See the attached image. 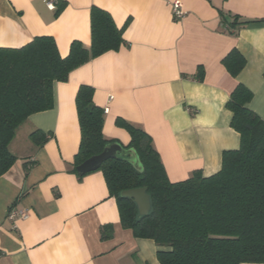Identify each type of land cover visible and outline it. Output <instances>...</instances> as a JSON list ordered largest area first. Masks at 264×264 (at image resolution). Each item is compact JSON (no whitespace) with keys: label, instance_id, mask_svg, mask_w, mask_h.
Listing matches in <instances>:
<instances>
[{"label":"crops","instance_id":"obj_1","mask_svg":"<svg viewBox=\"0 0 264 264\" xmlns=\"http://www.w3.org/2000/svg\"><path fill=\"white\" fill-rule=\"evenodd\" d=\"M56 1L65 4L57 16L49 0H0V48L40 36L52 37L62 58L73 41L89 48L93 6L117 28L126 24L125 45L55 83L53 108L29 116L16 131L8 147L16 161L0 176V264H159L153 241L122 229L102 173H71L80 142L77 90L92 87L93 103L108 110L107 140L129 144L117 119L149 135L170 182L195 172L210 177L222 153L240 145L226 109L237 85L251 92L247 108L264 121V0ZM174 1L182 5L180 20L172 15ZM234 18L249 24L231 28ZM233 49L245 60L235 78L222 65ZM36 131L47 137L40 147L29 137ZM11 210L26 218L9 220ZM106 226L112 235L101 240Z\"/></svg>","mask_w":264,"mask_h":264},{"label":"trees","instance_id":"obj_2","mask_svg":"<svg viewBox=\"0 0 264 264\" xmlns=\"http://www.w3.org/2000/svg\"><path fill=\"white\" fill-rule=\"evenodd\" d=\"M55 5V16L64 8ZM249 24L237 22L231 28ZM112 17L95 6L90 9V46L73 41L62 58L52 37L33 38L20 48H0V176L15 163L9 144L29 116L53 108V86L68 80L69 74L107 52L125 45L123 31ZM228 74L235 78L245 60L235 49L222 60ZM198 68L196 81L203 80ZM94 90L82 85L75 96L80 142L71 173L87 159L101 154L116 143L102 133L104 110L93 103ZM252 94L237 85L226 109L231 112L230 127L239 135L237 150L224 151L220 170L203 177L199 172L184 181L170 182L152 139L143 130L124 120L116 124L130 141L125 150H133L141 170L127 161L109 159L97 170L102 173L110 198L119 214L120 225L136 239H148L160 248L159 264H264V121L247 108ZM36 146L47 137L36 131L30 136ZM90 174V173H88ZM145 188L151 210L139 216L132 200L120 198L127 190ZM112 227H103L101 240L112 235Z\"/></svg>","mask_w":264,"mask_h":264},{"label":"water","instance_id":"obj_3","mask_svg":"<svg viewBox=\"0 0 264 264\" xmlns=\"http://www.w3.org/2000/svg\"><path fill=\"white\" fill-rule=\"evenodd\" d=\"M109 159H120L127 161L137 171L141 170L138 158L133 150H125L120 144L113 143L106 146L103 152L93 156L76 168L78 175L82 176L97 171L103 162ZM120 198L132 200L136 205L139 216H147L151 210V203L145 188H137L123 191Z\"/></svg>","mask_w":264,"mask_h":264},{"label":"built area","instance_id":"obj_4","mask_svg":"<svg viewBox=\"0 0 264 264\" xmlns=\"http://www.w3.org/2000/svg\"><path fill=\"white\" fill-rule=\"evenodd\" d=\"M57 1L56 0H49L48 7L53 10L55 9ZM172 15L174 20H180L184 16V12L182 11V5L178 1H174L170 4ZM108 110L105 109L104 113ZM26 218V213L21 211L11 210L8 214V219L11 221H15L16 219H24Z\"/></svg>","mask_w":264,"mask_h":264}]
</instances>
